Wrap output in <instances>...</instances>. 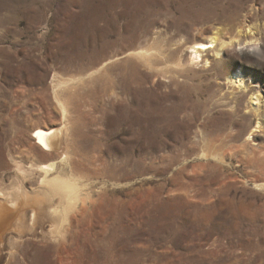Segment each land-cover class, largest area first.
Masks as SVG:
<instances>
[{"label": "rangeland", "instance_id": "rangeland-1", "mask_svg": "<svg viewBox=\"0 0 264 264\" xmlns=\"http://www.w3.org/2000/svg\"><path fill=\"white\" fill-rule=\"evenodd\" d=\"M235 26L258 46L218 55ZM105 49L130 60L105 73ZM53 128L82 196L44 218L27 264H264V0H0L5 193L18 166L59 163L33 137Z\"/></svg>", "mask_w": 264, "mask_h": 264}, {"label": "bare ground", "instance_id": "bare-ground-1", "mask_svg": "<svg viewBox=\"0 0 264 264\" xmlns=\"http://www.w3.org/2000/svg\"><path fill=\"white\" fill-rule=\"evenodd\" d=\"M229 34L233 37L234 41L228 44L221 43L218 46L219 49L216 51L218 55L221 54L225 48H232L234 46H245L244 48L257 47L259 44L258 39L251 35L245 26L232 27ZM222 36V32L219 30L208 38V43L193 44V47H191L193 49L191 62L193 64L198 63L201 59V54L207 48L206 45L211 44L213 46L218 44ZM105 50L107 53H103L104 56L102 60V67L105 73L116 65L125 64L130 60V57L125 56L126 58L120 61V57L128 53L127 51H120V49L118 51L114 50L108 52V49ZM236 84L239 88L243 87L240 80L238 81L236 79ZM64 85L65 84H60L58 89L61 90ZM111 87L112 85L106 90V94L110 92ZM60 94L59 91H56L55 99L59 103L61 112L64 116L63 118H67L68 110L65 103L61 101ZM251 100L252 109L257 110L258 104H255V102L259 103L260 97L257 94H253ZM166 121L167 119L165 118L164 122ZM257 128L259 127L257 126ZM64 132V129L56 128L49 130L37 129L33 132L36 143L48 153V155L55 156L56 151L61 152V150H63L59 158V163L45 164L37 167L31 166L27 169L21 168L22 165L21 167L18 166L17 172L22 180L18 181L16 179L18 181L15 185L16 187L13 190L10 188L12 190H10V192L8 189V191L5 189L7 191L5 193L0 184V256L7 252L12 259H15L17 255H19L21 264H27L24 260H27L29 255L26 253L25 247L29 246L31 238L39 240L42 238V242H45L43 240L48 236V234L46 235L47 232L45 233L43 229L44 218L46 216H54L59 219L61 218L60 221H63L62 219L67 217L68 212L75 208L80 200L82 196V186L78 181L73 178H64L59 174L60 165L69 167L71 164L69 150L64 148V143L67 142V139L65 140L67 137H65L66 134ZM27 179L30 182L29 185L26 184ZM56 196L61 197L60 205L54 207L52 204ZM14 220H16V231H14L16 234H7ZM57 227H59L58 224ZM24 233H27L25 237L23 236ZM22 247L23 249L21 250Z\"/></svg>", "mask_w": 264, "mask_h": 264}]
</instances>
